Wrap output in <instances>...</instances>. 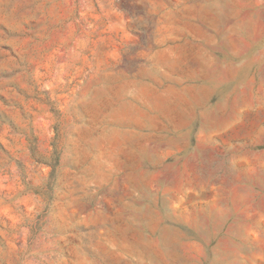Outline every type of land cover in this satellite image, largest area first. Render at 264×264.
I'll use <instances>...</instances> for the list:
<instances>
[{"label":"rangeland","instance_id":"1","mask_svg":"<svg viewBox=\"0 0 264 264\" xmlns=\"http://www.w3.org/2000/svg\"><path fill=\"white\" fill-rule=\"evenodd\" d=\"M0 264H264V0H0Z\"/></svg>","mask_w":264,"mask_h":264}]
</instances>
